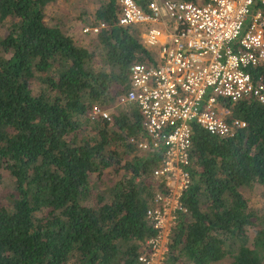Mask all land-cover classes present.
I'll return each mask as SVG.
<instances>
[{"label": "trees", "instance_id": "trees-1", "mask_svg": "<svg viewBox=\"0 0 264 264\" xmlns=\"http://www.w3.org/2000/svg\"><path fill=\"white\" fill-rule=\"evenodd\" d=\"M54 1L0 0V264H147L160 154L130 140L144 135L137 106L115 102L130 64L152 52L117 23L118 0L94 9L90 24L105 26L91 45L45 22ZM254 70L264 79V63ZM93 103L114 106L112 119L91 120ZM230 109L246 122L231 136L194 125L162 264H264V211L241 191L264 184V101Z\"/></svg>", "mask_w": 264, "mask_h": 264}, {"label": "built area", "instance_id": "built-area-1", "mask_svg": "<svg viewBox=\"0 0 264 264\" xmlns=\"http://www.w3.org/2000/svg\"><path fill=\"white\" fill-rule=\"evenodd\" d=\"M117 23L137 26L152 55L129 66L128 87L115 104L134 103L143 136L138 149L157 151L153 175L162 182L147 217L157 234L139 258L155 264L166 249L180 196L191 182L189 164L195 124L231 136L245 120L230 105L241 99L264 101V0H118ZM100 21L85 30L97 32ZM114 106L93 103L91 120H111ZM164 190V191H163ZM152 250V253L150 252ZM154 256H157L154 260Z\"/></svg>", "mask_w": 264, "mask_h": 264}, {"label": "rangeland", "instance_id": "rangeland-1", "mask_svg": "<svg viewBox=\"0 0 264 264\" xmlns=\"http://www.w3.org/2000/svg\"><path fill=\"white\" fill-rule=\"evenodd\" d=\"M99 2L100 0H55L45 7V22L48 24H58L63 28V30L73 34L76 37L77 42L91 45L94 43V32L90 30L86 31L84 28L87 25H91L90 22L93 17L92 13ZM82 18H87V20L84 21ZM6 33L7 21L0 20V38ZM112 176L113 171H107L103 178H111ZM3 189L4 187L0 185V191ZM241 191L247 198L250 206L260 212L264 211L263 183L256 182L250 187H242ZM254 230L255 229L253 227H250L249 233L253 234ZM166 251L167 245L166 249L162 248V252L159 254V259H157L155 264H162V261L166 256ZM150 252L152 253V250ZM146 253H149V250ZM156 258L157 256H154V260H156ZM229 262L230 258L225 257L221 260L212 262L211 264H229Z\"/></svg>", "mask_w": 264, "mask_h": 264}]
</instances>
